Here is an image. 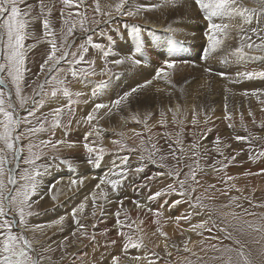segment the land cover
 <instances>
[{"label": "rangeland", "instance_id": "rangeland-1", "mask_svg": "<svg viewBox=\"0 0 264 264\" xmlns=\"http://www.w3.org/2000/svg\"><path fill=\"white\" fill-rule=\"evenodd\" d=\"M99 2L101 10L107 11L108 5L114 4L116 0H99ZM147 2L162 3V0H144L141 2V6L147 5ZM187 2L190 5L184 7L183 5ZM244 2L249 7L256 6L255 0H244ZM43 3L46 8H51V15L48 18L59 47L63 43L61 30L63 28L66 32L67 27L63 24V18L60 14L63 6L60 0H43ZM18 6L22 11L31 6V11L23 17L28 21L26 32L29 38L25 44L26 46H35L25 53L27 71L24 72L22 81V94L28 102L23 108L18 107L17 113L14 114L21 118L16 134L20 136L17 147L21 148L22 151L16 154V158H12L11 153H9V158L12 159L10 167L14 169L17 180L16 188H21L26 183L21 178L26 172L32 174L38 170L41 174L34 176L36 190L24 206V224H19L18 209L16 208L6 218H16L17 223L12 230L16 233L23 231L24 236L32 244L31 255L34 258H40L39 264H102L101 260L108 259L115 254L130 258V264H139L140 260L145 259L142 248L146 246L147 249V242L149 243L148 246L151 247L150 249L156 250L155 254L158 256L157 260L155 259L154 263L151 264H171L172 262L168 261L171 256L168 255L167 249L154 247L163 234L161 227L165 220L164 217L160 216L153 228L146 227L145 221L151 212L148 214L146 208H138L136 202L140 204L143 201L142 197L147 194L144 192L147 189L156 193L167 189L169 185L177 187L175 178L168 174L169 170L173 169L180 171L179 179L181 180L191 169H195L198 184L189 178L185 183V190L188 195H179L180 190L177 187L176 192L165 191L156 199L165 197L170 202H173V199L174 201H182L181 203L174 202L175 207L184 204L200 215L196 212L189 214L193 218L194 224L190 222L188 227L193 229V226L204 225L203 228L193 229V233L190 234L196 237L197 241L192 251H187L189 252L187 258L182 257V255L187 248L186 242L191 236L184 231L180 232L179 227L178 233L171 235L169 232L167 234L168 242L176 251L178 260L180 259L182 264H223L218 259L221 252L216 249L243 246L250 258L258 262L259 254L264 252V233L252 231L244 222L251 221L254 224H264V219H262L264 218V172L261 171L264 169V156L259 155L260 152H264V126H262L264 125V110H262L264 104H261L251 95L245 96L244 92L251 93L256 89H264V80L237 81L235 74L244 70L264 69V59L241 60L232 56L231 51L239 46L240 37L245 34L251 36L252 41L259 43L257 37L249 29L257 28L260 34L264 36V18H261L259 22L253 19L251 24H244L239 18L231 21L230 23L234 24L236 28L225 41L224 47L209 55L207 60L202 58V50L207 43L204 32L207 30L208 22L193 0H180L174 6H162L153 11L142 12L136 17L114 14L111 19H107L97 15L96 18L101 22L93 25L92 30L88 33L80 32L77 24V31L68 37L66 49L69 52H76L78 57L80 53L77 52V49L81 44L86 43V38L90 35L94 43H99L105 47L112 46L113 54L107 58L108 61L120 59L134 51L137 41L129 33L133 26H139L141 29L139 39L143 41L145 48L142 54H137L136 58L142 59L143 62L135 67H131L127 63L118 66L109 65L112 71L101 75L100 72L105 67V59L101 50L91 45H88V51L84 53L85 62L78 67L87 68L89 61H95L94 66L97 75L72 77L67 74L68 65L62 61L57 66L58 69L65 70L61 74V78H66L67 86L73 93L79 92L82 95L72 97L71 116H68L66 110V115L62 119V123L66 124L70 118L72 120L71 126L52 129L50 128L52 110L68 105L70 101L62 93H57L55 97L51 96V86L45 84V80H50L53 75H57V71L49 72L47 65H45V70L41 71V65L44 64L50 52L48 43L50 37L44 35L42 27L44 17L40 14L39 0H24ZM84 7L89 10L88 15L91 18L94 15L92 0H85ZM128 8L129 6L126 4L125 10H129ZM134 9L133 7L130 8V10ZM70 11L75 12L76 9L64 8L65 15ZM150 20L163 28L158 30L155 29L158 27H154L152 29L151 25L148 26L144 23H148ZM217 22L219 21L217 20ZM224 22L228 23L229 21L225 20ZM240 27H243L244 32L239 31ZM172 34L178 41H185L183 45H178L174 52L170 51ZM109 37L112 38L111 41ZM112 41L115 43L113 44ZM125 42H130L131 45L127 49L128 51L120 52L121 48L118 47H121ZM251 51L254 56L264 57V51L255 49ZM68 59H71V56ZM165 60L177 62L175 68L168 70L171 84L164 80L153 79L156 70L163 66ZM208 68L212 69L211 73L205 71ZM220 72H225L228 76L221 77L218 75ZM150 79H153L151 85L133 94L127 103L119 109L113 108L111 112H108L107 109H101L95 114L96 119L94 121L91 123L87 121L86 118L96 103L111 105V102L118 96ZM100 80L109 82L96 97H93L91 95L92 89ZM41 85H44L43 90ZM203 89H209L207 91H210V95L216 99L220 96V102L223 104L219 102L217 105L202 107L200 101L202 96L199 95L201 96L199 98L195 93L199 94V91ZM4 90L14 93L15 87L9 81ZM158 91L161 94L159 99L154 94ZM260 99L264 100V96ZM13 101L17 105L19 104L15 95H13ZM226 103L228 106L227 114H231V120L225 119L226 114H223ZM177 106H179V112L174 122L172 112L169 110H175ZM237 106L239 108H236ZM29 111L33 115H29ZM161 111L165 113V126L159 123L162 119ZM194 111L197 114L196 125L192 124ZM241 115L243 120H241ZM133 116L138 117L140 121L144 120L146 116L148 119L145 124L133 119ZM45 117H48L49 121L45 124V127L49 128L48 131L36 133L28 131L30 128L38 127L39 122ZM123 122L124 125H122ZM131 128L133 129L131 130ZM112 129H114L115 134L113 133L110 137L107 132ZM90 131L93 132V136L88 137V141L94 142L106 150L99 165L88 162V153L83 147L85 135ZM96 132H99V137L95 135ZM121 133H123V137L120 135ZM135 133H140L141 136H136ZM149 135L151 136L150 140ZM237 136H243L247 139L238 141L236 140ZM217 137L220 138L218 144L216 143ZM50 139L52 141L62 140L65 143L64 145H57L56 148L45 147L41 144V141ZM114 140H124L128 148L135 150L118 151V146L112 143ZM141 140H143V144ZM177 141L180 143L178 144ZM152 144H155L156 149H158L153 156L156 161L155 164L141 160L143 149L152 150ZM30 145L32 146V153L38 157L35 159V168L25 162L32 158L29 153ZM69 145L74 146L70 147ZM217 147L220 149L219 152ZM181 148L183 149L182 152L179 150ZM173 151H175L176 158L172 155ZM79 156L82 161H79ZM125 156L128 157L126 178L122 180L116 190L111 187L108 189L110 186L108 185L102 191H98L97 193L101 197L98 196V198V194H96L94 204L93 193L90 190L89 192L92 193L90 196L88 192L95 178L93 175L96 174L92 170L97 168L101 172H108L104 174L105 177L117 178L111 173V169L114 167L113 162H115V166H120L121 158ZM161 157H165V159H161ZM232 157H235V160H232ZM142 163L145 165L144 170L135 172V169ZM162 165H166V167ZM116 170L119 171V167ZM83 171H88L91 176L87 177L85 173H83L84 175L81 174ZM59 172H63L62 177L66 176L67 179L58 182V179H55V174ZM70 172L76 176L75 180H83V183H77L76 186L73 185L75 187L73 188L69 184L71 179L69 177H73L69 174ZM158 173H163V175H154ZM246 173L249 174L246 175ZM229 176L233 177L231 181L227 179ZM65 186L67 189L62 191L66 188ZM81 191L86 193L83 194ZM80 192L81 196L79 195ZM105 192L107 198L110 197V192H113L114 198L120 199L123 203L130 199L127 206L118 210L123 216L122 224H120L122 230L132 236L133 239L142 238L144 243L142 247L129 248L125 252L123 250L125 237L118 235L121 228L116 230L115 222L112 224H107V221L103 222L105 227L109 229L107 231L104 228H96V224L101 221L99 218L107 209L106 207L111 206V201L107 202V198L103 196ZM75 193L77 197L71 201ZM62 194L67 199L60 196ZM197 197L199 200L196 199ZM234 197L235 200H233ZM81 202L86 205L85 209L73 217V209L78 208ZM192 205H198L196 206L198 208H194ZM62 208L64 209L62 210ZM58 211L60 214L55 215V212ZM93 211L95 215H93ZM232 213L236 215L233 216ZM246 213H254L255 215H247ZM61 217L64 218L62 222L56 223ZM203 217H209L208 221H203ZM128 224H132L131 229L127 227ZM116 227L118 228V226ZM207 233L208 237H205ZM229 233L231 239L228 238L227 234ZM235 240H239L240 245H236ZM213 245L216 246L215 249L212 247ZM140 248L141 251H139ZM195 252L201 254L197 255ZM232 255L234 261L239 260L235 252ZM137 256L140 257L139 260L133 259ZM161 256L162 259H165L159 260L158 258ZM240 264L243 262L240 261Z\"/></svg>", "mask_w": 264, "mask_h": 264}, {"label": "snow or ice", "instance_id": "snow-or-ice-1", "mask_svg": "<svg viewBox=\"0 0 264 264\" xmlns=\"http://www.w3.org/2000/svg\"><path fill=\"white\" fill-rule=\"evenodd\" d=\"M24 0H0V264H39L40 258H34L31 255L33 248L29 239H27L23 231L21 230L19 233L13 232V227L16 225V218L12 217L8 219L6 217L9 216L10 212L16 208L18 209L19 215V224L23 225L25 222V212L24 206L27 204L30 196L35 193L36 183L34 176H38L41 173L37 170L32 174L25 173L21 178L26 181V183L21 188H16L17 180L14 174V169L10 167L12 164V159L9 158V153H11L12 158H16V154L21 152L22 149L17 147V142L20 139V136L16 134V130L18 125L21 122V118L18 115H14L18 111L19 108H23L24 105L28 102L27 98L22 94V81L24 79V72L27 71L25 68V53L31 47L35 45H27L25 41L29 38L26 32V28L28 27V21L23 17L27 16L31 11V6L28 9L22 11L18 6L23 3ZM94 4L93 12L94 15L90 18L88 15V9L84 7L85 0H60L61 5V17L63 18V24L66 27V32L61 30L63 35V43L58 47L57 39L54 31L50 27V19L48 18L51 15V8H46L43 0H39V10L41 16L44 17L42 20V27L44 31L45 37H50L48 43L50 45V52L47 55V58L44 61V64L41 65V71L45 70V65L48 66V71L52 72L53 70L57 71V75H53L50 80L46 79L45 84L51 86L50 95L55 97L57 93H62L66 96L70 103L65 106L57 107L51 112V120H50V128L54 129L57 127H70L72 124V120L69 118L67 123H62V119L67 110V114L71 116V102L72 97H79L82 93L75 92L73 93L66 83V78H61V74L65 72L64 69H58L57 66L63 61L68 65L67 74H70L72 77L84 76L91 77L97 75L95 68V61H89V67L80 68L78 65L85 62L84 53L88 51V45H91L97 49H100L102 55L105 59V67L101 70L100 74L105 75L112 71L109 65H122L127 63L131 67H135L137 65L142 64V59H138L137 54H142L145 48L143 41L139 39L141 29L139 26H133L129 33L130 36L136 39V44L134 47V51L127 56L121 57L120 59H115L108 61L107 58L113 54L112 46L108 45L105 47L99 43H94L92 36L88 35L86 38V43L81 44L77 49L79 52V56L77 57L76 52H69L65 45L68 42V37L72 36L75 31H77V24L79 25L78 30L83 33H88L92 30L93 25L99 24L101 21L96 18V16H100L101 18L111 19L112 16L115 15H124L128 17H136L142 12L145 11H153L159 9L162 6H174L176 3L180 2V0H162V3H152L150 5H142L140 7L135 8L134 10H125V6L128 3V0H116L114 4L108 5L107 11H102L99 0H92ZM193 2L198 6L200 11L202 12L205 20L208 22L207 30L204 32V36L206 39V47L202 50V58L207 60L208 56L216 53L218 50H221L225 41L230 37V34L236 28V26L231 21L236 20L237 18L241 19L244 24H251L253 19H256L257 22L261 18H264V0H255V7H249L245 4L244 0H193ZM64 8L68 9H76L75 12H68L67 15L64 13ZM217 20L219 22H217ZM228 20L229 22H224ZM125 27H127L125 25ZM171 32V29H169ZM240 32H244L243 27L239 28ZM249 31L257 37L259 43L252 41L251 36L245 34L240 37L239 46L231 51V55L235 56L238 59H264V57L254 56L252 51L253 49L264 51V36L260 34V31L257 28H251ZM171 43H170V51L174 52L175 48L178 45H183L185 41H178L175 38V35H171ZM111 41L112 38L109 37ZM114 44L115 41H112ZM59 53V55H58ZM71 56V59L68 57ZM175 60H165L163 62V66L159 67L153 79L155 80H164L165 82L171 84L170 80V69L175 68L176 66ZM206 72L211 73L212 69H205ZM221 77H227L228 74L225 72L218 73ZM236 80H264V69L262 70H244L239 71L235 74ZM153 79L146 80L143 84H139L136 87L130 89L125 92L123 95L118 96L115 100L111 102V105H107L104 103H96L92 108L91 112L87 116V121L91 123L96 119L95 114L99 112L101 109H107L108 112H111L113 108L119 109L122 105L126 104L129 97L133 96V94L137 93L143 88H146L148 85L153 83ZM9 81L15 87V92L12 91L5 92V88L7 87ZM109 81L100 80L96 82L95 87L92 89L91 95L96 97L99 92L104 89ZM43 90L44 85L40 86ZM13 95L18 99L19 104L13 101ZM245 96L251 95L255 97L261 104H264V100L260 98L264 96V89H256L251 93L248 91L244 92ZM227 103L225 104V111L227 112ZM264 110V109H262ZM169 111L172 112L173 121H176L177 114L179 112V106L177 109ZM251 115V112L249 113ZM29 115H33L31 111H29ZM162 119L160 120V124L162 126L166 125L165 113L161 111L160 113ZM196 112H193V120L192 124H197ZM133 119H137L138 117L133 116ZM148 117L146 116L144 120L138 122L145 123L147 122ZM225 119L231 120V114L228 113L225 116ZM241 120H243V116L241 115ZM30 123V122H29ZM49 123L48 117H45L43 120L39 122V126L35 128H30L28 131L30 133L43 132L48 131L49 128L45 127V124ZM79 123V122H77ZM207 123V121H205ZM264 126V125H262ZM150 132V129L148 130ZM95 135L99 137V132H96ZM123 137V133L120 134ZM136 136H141L140 133H135ZM93 136V132H87L85 135V142L83 147L85 151L88 153V162L99 165L105 155V149L103 147L97 146L94 142H89L88 137ZM151 136L149 135V140ZM219 137L216 138V143H219ZM246 137L237 136L236 140L244 141ZM65 142L62 140L58 141H41V144L45 147L56 148L57 145H62ZM114 145L118 146V151H134L135 149L128 148L126 141L124 140H114L112 142ZM143 144V140H141ZM179 144L180 141H177ZM74 146V145H69ZM32 146H29V153L32 157L31 159L25 161L28 164H31L33 168H35V159L38 158L35 153L31 151ZM152 150L143 149L141 153L142 161H149L153 164L156 161L153 159L155 152L158 151L156 149L155 144L151 145ZM181 152L183 149H179ZM217 151L220 149L217 147ZM147 153L146 155L144 153ZM172 155L175 157V151L172 152ZM260 156H264V152L259 153ZM161 159H165V157H161ZM250 159L252 157L250 156ZM127 160L128 157L125 156L121 158V165L115 166L111 169V173L113 176L117 178L108 179L107 183L113 190H116L122 180L126 178L128 170H127ZM232 160H235V157H232ZM217 163H220L217 161ZM144 164L142 163L139 167L135 169V172H142L144 170ZM166 167V165H162ZM226 166V165H225ZM119 167V171L116 168ZM264 172V169L261 170ZM168 174L173 176L176 181V186L179 188L178 194L181 196L188 195L185 190V183L190 178L194 183L198 184L196 180V172L195 169H191L189 173L185 175L183 180L179 179L180 171L178 169L169 170ZM249 173H246V175ZM154 175H163V173H158ZM229 181L233 179V177L229 176L227 178ZM71 183L73 185L77 183H83V180L77 181L72 180ZM105 179L102 178L100 180V184H104ZM100 184H97V188H100ZM177 187L173 185H169L167 189L162 191H158L154 193L149 199H156L160 197L165 191L176 192ZM195 191V189H192ZM104 198L107 197V193H103ZM93 203L95 204L96 194L93 193ZM199 200V198H196ZM236 198L234 197L233 200ZM182 201H175V203H181ZM123 201H121V204ZM137 203V207H142L139 202ZM85 204L81 203L78 208H74L72 211L73 217L77 216L78 212H83L85 209ZM198 206V205H194ZM239 207V205H237ZM151 212V209H148ZM247 215H255L254 213H246ZM93 215L95 212L93 211ZM117 223L119 224V215L117 212ZM154 215L159 216V210H156ZM235 216V213H232ZM64 218L61 217L60 220L56 221V223H61ZM180 219H187V217H177V221ZM264 219V218H262ZM134 223V222H133ZM249 229L257 233H264V224L261 223H253L251 221L244 222ZM82 227V226H81ZM127 227L129 229L132 228V224H128ZM203 228L204 225H196L193 226L195 228ZM210 231V229H209ZM223 231V229H221ZM118 235L121 237H125V242L123 244V250L127 252L129 248H138L143 246L142 238L133 239L132 236L125 233L122 228L118 232ZM166 236L167 234L164 233ZM228 238L231 239V234H227ZM259 242V241H257ZM115 243V241H113ZM236 245H240L239 240H235ZM214 249L215 245L212 246ZM187 250V249H186ZM221 252L220 259L223 264H240V261L243 264H264V252L259 254L258 262L250 258V255L247 254L243 248L240 246L238 248L224 247L222 249H216ZM236 254L239 257V260L234 261L232 253ZM135 260H139L140 257H133ZM113 264H120V256L113 257ZM151 264V262H150Z\"/></svg>", "mask_w": 264, "mask_h": 264}, {"label": "bare ground", "instance_id": "bare-ground-1", "mask_svg": "<svg viewBox=\"0 0 264 264\" xmlns=\"http://www.w3.org/2000/svg\"><path fill=\"white\" fill-rule=\"evenodd\" d=\"M111 1H113V0H111ZM142 1H144V0H140V2H139V0H130V1H128V3H127V5L129 6V10H130V8H137V7H140L141 6V2ZM147 5H150V4H152L151 2H147L146 3ZM187 5H190V3L189 2H187V3H185L183 6L184 7H186ZM256 5V4H255ZM195 11V10H194ZM147 16H149L148 14H147ZM132 19V18H131ZM122 20V19H121ZM118 21V20H117ZM159 21V20H158ZM125 22V21H124ZM159 22H161V21H159ZM146 25H151L152 26V29H154V27H158V28H155V29H160V28H163V27H161V26H159V24L157 23V24H154L151 20L150 21H148V23L147 22H144ZM150 26V27H151ZM144 30H146V29H144ZM168 31V30H167ZM163 32V31H162ZM155 36V35H154ZM160 36V35H159ZM151 37V36H150ZM156 37V36H155ZM157 38V37H156ZM154 40V39H153ZM130 45H131V43L129 42V43H127V42H125V43H123L122 45H121V47H118V48H121V51L120 52H126V51H128L127 49L130 47ZM166 50H167V48H166ZM168 51V50H167ZM169 52V51H168ZM101 57V56H100ZM164 57H165V55H164ZM102 58V57H101ZM100 58V59H101ZM99 59V60H100ZM164 59V58H163ZM98 65V64H97ZM83 66H85V65H83ZM82 66V67H83ZM100 66V65H99ZM118 66V65H117ZM81 68V67H80ZM77 79V78H76ZM80 79V78H79ZM80 81V80H79ZM78 81V82H79ZM80 84V83H79ZM83 84V83H82ZM74 85V84H73ZM78 86V85H77ZM76 86V87H77ZM47 87V86H46ZM78 88V87H77ZM207 90H209V89H207ZM207 90H205V89H203V90H200L199 91V94H196L195 93V95L196 96H199V95H201L202 96V98H201V106L202 107H205V106H212V105H214V104H218L220 101H221V97L220 96H218L217 97V99H216V97H214V96H211L210 95V91H207ZM219 91V90H218ZM92 93V92H91ZM154 94H156L157 95V97H158V99H159V97H161V94H160V92L158 91V92H155ZM221 95L223 94V93H220ZM201 96H199V98L201 97ZM148 97V96H147ZM204 97V98H203ZM198 98V97H197ZM153 99H154V97H153ZM223 99H224V97H223ZM147 100V99H146ZM161 100V99H160ZM225 100V99H224ZM223 100V101H224ZM251 100V99H250ZM257 100V99H256ZM147 102V101H146ZM234 102V101H233ZM256 102V101H255ZM145 103V102H144ZM220 103H222L223 104V102H220ZM238 103V102H237ZM150 104V103H149ZM210 104V105H209ZM142 106V105H141ZM217 107H219V106H217ZM201 108V107H200ZM206 108V107H205ZM236 108H239L238 106L236 107ZM219 109V108H218ZM234 109H235V107H234ZM222 111V110H221ZM229 111V110H228ZM73 112V111H72ZM223 114H226L227 115V112H223ZM66 115V114H65ZM76 116V115H75ZM67 118V117H66ZM86 118V117H85ZM84 120V119H83ZM83 120H81V121H83ZM85 121V120H84ZM109 121V120H108ZM112 122V121H111ZM109 124V123H108ZM112 124V123H111ZM122 125H124V122L122 123ZM127 125V124H126ZM109 126H110V124H109ZM119 126V125H118ZM124 128V127H123ZM125 128H127V127H125ZM133 128H131V130H132ZM103 130V129H102ZM116 130V129H115ZM101 132H103V131H101ZM115 131H114V129H112V130H108V132H107V135H109L110 137H112V135H113V133H114ZM117 133V132H116ZM115 134V133H114ZM115 136V135H114ZM61 137V136H60ZM56 139V138H55ZM51 140V139H50ZM108 142V141H107ZM64 145V144H63ZM67 145V144H66ZM80 145V144H79ZM67 149V148H66ZM84 152V151H83ZM77 153V152H76ZM81 160V158H80V156H79V161ZM76 161V160H75ZM82 161V160H81ZM88 165V164H87ZM64 168V167H63ZM76 168V167H75ZM96 168V167H95ZM88 170H92V169H88ZM93 172H95L96 174L95 175H93V176H95V178L93 179V181H92V184H91V187H89V190H88V192L91 190V192L92 193H95V194H98L97 195V197L98 196H100V194L99 193H97L98 191H102V189L104 188V187H106V186H108L109 184L107 183V179H110V177L111 176H108V177H105V175L104 174H107L108 172H101V170H99V169H95V170H92ZM67 173V172H66ZM71 173H73V172H70L69 174H71ZM83 173H85V175H87V177L88 176H91L90 175V173H88V171H83V172H81V174H83ZM63 172L62 173H57V174H55L56 176V178L55 179H58V182H59V180L61 181V180H66L67 178H63L62 176H63ZM72 175V174H71ZM84 175V174H83ZM68 176V175H67ZM73 177H69V178H71L70 180H69V184H71V186L73 187V188H75L74 186H73V184L71 183V181L72 180H74L75 179V177L76 176H74V175H72ZM81 177V176H80ZM68 178V179H69ZM90 178V177H89ZM102 178H104L105 179V183L104 184H100V180L102 179ZM91 180V179H90ZM67 183V182H66ZM97 184H100V188H97L96 186H97ZM76 186V185H75ZM59 187V186H58ZM62 187V186H61ZM66 187V186H65ZM109 187L110 186H108V189H109ZM71 188V187H70ZM69 188V189H70ZM72 188V189H73ZM61 189V188H60ZM63 189V188H62ZM61 189V190H62ZM65 189H67V187L66 188H64L62 191H65ZM105 189V188H104ZM132 189V188H131ZM97 190V191H96ZM134 190H135V188H134ZM45 191V190H44ZM76 191V190H75ZM74 191V192H75ZM79 191V190H78ZM77 191V192H78ZM84 191V190H83ZM83 191H81V192H83ZM136 191V190H135ZM81 192L79 193V195L81 196ZM114 192V191H113ZM113 192H110V197H106L107 199H106V201L107 202H109V201H111V206H107L106 208L108 209H105L104 210V212H103V216L102 217H100L99 218V220H101L99 223H97L96 224V228H104V230L105 231H107V230H109L108 228H106L105 227V225H104V221L106 222L107 221V224H112V223H114L115 222V229L117 230H119L120 228H121V224H122V219H123V216L120 214L119 215V224L117 223V212H118V210L119 209H121V208H124L125 206H127L128 205V202H130V199H128V200H126L125 201V203H122L121 204V202L119 203V204H117V202H119V201H121L120 199H118V198H114V193ZM144 192H147V194L144 196V197H142L143 198V201L140 203V205L142 206V207H138V208H146L147 209V213L149 214V211H148V209H151L152 211H151V213H150V215L149 216H147V221H145L146 222V227H149V228H153L154 227V225L156 224V221L157 220H159L160 218V216H162V217H164V221L162 222V227H161V230H162V232H163V234H162V236L157 240V243H156V246H154L155 248L156 247H165L166 249H167V251H168V255L169 256H171V259L170 260H168V259H166V260H168V261H171L172 263L171 264H182V262H181V260L179 259L178 260V258L176 257V251L174 250V248L169 244V242H168V240H169V237H168V235H164V233H166V234H168L169 232L171 233V235H173V234H176V233H178V227L180 228V232H182V231H184V232H186L187 234H192L193 232V229H192V227H188V225H189V223L190 222H192L193 220V218L192 217H190V215L189 214H192V213H195L196 211L195 210H192V208H190V207H187L186 205H184V204H181V205H179V207L177 206V207H175V201H174V199H173V202H170V200H167L165 197H161V198H159V199H155V200H153V199H149V197L150 196H152L153 195V193H152V191H150L149 189H147V191H144ZM63 193V192H62ZM65 193V192H64ZM84 193H86V192H83V194ZM90 193V192H89ZM92 193H90L89 195L91 196V194ZM121 193V192H120ZM123 193V192H122ZM125 193V192H124ZM139 193V192H138ZM60 194V193H59ZM68 194V193H67ZM66 194V195H67ZM69 194H71V193H69ZM65 195V194H64ZM88 195V196H89ZM58 196V195H57ZM60 196H63V194L62 195H60ZM79 196V197H80ZM108 196H109V194H108ZM133 196H134V193H133ZM63 197H66V196H63ZM69 197V196H68ZM75 197H77V194L75 193V195H74V198L71 200V201H73L74 199H75ZM101 197V196H100ZM125 197V196H124ZM99 198V197H98ZM133 198V197H132ZM66 199H67V197H66ZM86 199H88V198H86ZM93 200V199H92ZM79 201V200H78ZM112 201H114V202H112ZM87 202V201H86ZM82 203V202H81ZM80 203V204H81ZM72 204V203H71ZM108 204V203H107ZM132 204V203H131ZM190 205V204H189ZM66 206V205H65ZM135 206V204L133 205V207ZM61 207V206H60ZM192 207H194V208H198V207H196V206H194V205H192ZM109 208H111V210H109ZM176 208V209H175ZM64 208H62V210H63ZM169 209V210H168ZM61 210V209H60ZM156 210H159V212H160V215L159 216H156V215H154V213L156 212ZM192 210V211H191ZM103 211V210H102ZM129 211H130V209H129ZM164 212V213H163ZM132 213H133V210H132ZM197 213V212H196ZM200 213V212H199ZM58 214H60V212L58 211V212H55V215H58ZM198 214V213H197ZM47 215V214H46ZM199 215V214H198ZM51 216V215H50ZM200 216V215H199ZM201 216H202V214H201ZM47 217V216H46ZM49 217V216H48ZM177 217H187V219H180L179 221H177ZM194 217V216H193ZM196 217V216H195ZM191 219V220H190ZM208 219H209V217L207 218V217H203V221L205 220V222H207L208 221ZM86 220V219H85ZM182 220H184L183 222H185V223H183L182 222ZM87 221H88V219H87ZM90 223V222H89ZM121 223V224H120ZM192 224H194L193 222H192ZM207 225H209V224H207ZM211 225V224H210ZM116 226H118V228L116 227ZM152 226V227H151ZM94 227V226H93ZM145 228V227H144ZM92 229V228H91ZM184 229V230H183ZM96 230V229H95ZM208 230V229H207ZM206 230V231H207ZM92 231V230H91ZM116 232H118V231H116ZM105 233V232H104ZM104 235V234H103ZM114 236V235H113ZM112 236V237H113ZM191 236V235H190ZM146 237V236H145ZM205 237H208V233L207 234H205ZM150 238V237H149ZM151 241V240H150ZM196 241H197V239H196V237H193V236H191L190 237V239L188 238V240H187V242H186V246H187V250L185 249L184 250V254L182 255V257H184V258H187V256H189V252H187V251H192V249L195 247V244H196ZM144 244V243H143ZM148 242H147V249H146V246H144L143 248H142V254L144 255V258L145 259H142V260H140V263L139 264H150V262L151 263H154V261H155V259L157 260V254H155L156 252V250L154 251V248L153 249H150L151 247H149L148 246ZM201 247V246H200ZM158 249V248H157ZM198 250H199V248H197ZM197 250V251H198ZM139 251H141V248H140V250ZM75 252V251H74ZM201 252V251H200ZM200 252H195V253H197V255L200 253ZM141 253V252H140ZM191 253V252H190ZM36 254H37V252H36ZM201 254V253H200ZM114 256H121V255H118V254H115ZM114 256H112V257H108V259H103V260H101V262H102V264H105V263H108V264H113V257ZM182 257H181V259H182ZM163 257L161 256L160 258H158L159 260H164V259H162ZM190 262V261H189ZM48 263V262H47ZM120 264H130V258H128V257H124V256H122V257H120ZM190 264V263H189Z\"/></svg>", "mask_w": 264, "mask_h": 264}]
</instances>
